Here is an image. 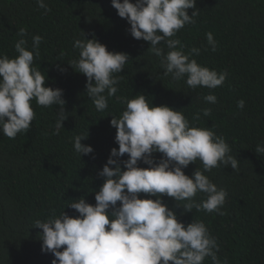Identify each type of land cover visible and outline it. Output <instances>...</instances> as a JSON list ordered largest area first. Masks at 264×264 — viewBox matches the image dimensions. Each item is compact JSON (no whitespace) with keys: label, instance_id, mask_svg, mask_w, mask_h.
<instances>
[{"label":"trees","instance_id":"16d2710c","mask_svg":"<svg viewBox=\"0 0 264 264\" xmlns=\"http://www.w3.org/2000/svg\"><path fill=\"white\" fill-rule=\"evenodd\" d=\"M45 3L49 11L40 8L36 0H0V54L9 58L18 55L15 43L21 38L20 29L27 32L29 50L32 37L41 36L34 66L47 78L45 86L63 90L67 116L64 128L55 134L60 106H39L33 101L36 116L27 133H18L14 139L0 133V264H52L55 257L42 251V229L33 226L35 220L63 210L77 216L76 210L66 206L82 197L87 203H96L95 194L105 180L99 173L111 149L119 147L116 129L110 124L125 108L117 97L130 99L138 93L153 105L166 104L183 111L199 127L212 128L225 138L231 154L239 160L238 170L220 165L205 173L218 188L227 190L223 215L195 208L186 212L166 195L163 201L185 226L193 220L203 221L219 245L220 264H264V155L255 151L258 144L264 146V0H196V24L177 33L175 38L185 53L197 47L200 55L192 58L228 73L224 84L215 89H190L183 80L164 75L161 58L147 50L150 42L131 36L130 25L119 17L111 0ZM192 11L188 10L190 15ZM83 32L85 38L95 37L109 51L129 55L124 70L115 74L120 78L118 92L103 112L96 110L86 93L87 77L68 64L78 58L73 43L84 39ZM209 32L218 44L216 51L207 42ZM210 92L217 96V103L203 100ZM241 99L245 101L243 109L237 106ZM203 108H211V115L201 112L200 120H194ZM87 132L88 138L81 142L94 151L80 157L73 141ZM161 156L153 154L156 162ZM127 158L125 154L120 159ZM138 166L148 167L142 161ZM197 168L203 169L199 160L190 163L185 174L191 176ZM139 196L149 198L145 193ZM205 198L199 193L195 199ZM203 264H212L211 258Z\"/></svg>","mask_w":264,"mask_h":264},{"label":"clouds","instance_id":"9594fccd","mask_svg":"<svg viewBox=\"0 0 264 264\" xmlns=\"http://www.w3.org/2000/svg\"><path fill=\"white\" fill-rule=\"evenodd\" d=\"M36 3L50 10L45 0ZM111 4L119 17L127 20L133 38L150 42L147 50L161 58L164 75L183 80L190 89H215L224 84L226 71L217 72L198 63L192 57L200 55V49L193 47L185 53L175 38L186 25L196 24V0H111ZM189 9H193L191 15ZM18 35V55L9 58L0 54V133L10 139L27 133L36 116L35 101L39 106H60L54 127V133L59 134L67 119L63 90L45 86L47 78L34 66L42 37L33 36L29 50L26 30L20 29ZM206 39L216 51L218 44L211 32ZM73 47L79 55L68 64L87 77L86 93L96 110L103 112L118 92L120 78L115 74L124 70L129 55L109 51L98 39H87L85 34ZM117 99L125 108L110 124L116 129L119 147L111 149L99 173L105 180L95 194L96 203H87L82 197L66 206L76 210L77 216L63 210L35 220L33 226L42 229V251L54 255L52 264H203L209 257L212 264H220L219 245L203 221L193 220L185 226L162 197L174 198L186 212L195 208L223 215L227 190L218 188L205 173L220 165L238 170L239 160L223 136L190 122L183 111L166 104L153 105L142 93ZM203 100L215 104L217 96L210 92ZM237 106L243 109L245 101L239 100ZM211 111L203 108L193 119L200 120L201 112L210 116ZM87 138L88 132L74 138L73 148L80 157L94 151L81 142ZM255 151L264 155V146L258 144ZM154 153L162 154L159 162ZM125 154L128 158L121 161ZM197 160L203 169L186 175L184 169ZM141 161L148 167H139ZM140 193L149 198H140ZM199 193L206 198L197 202Z\"/></svg>","mask_w":264,"mask_h":264}]
</instances>
